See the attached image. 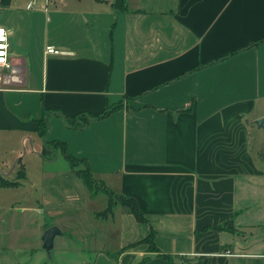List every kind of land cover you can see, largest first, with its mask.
Returning <instances> with one entry per match:
<instances>
[{
    "label": "crops",
    "instance_id": "obj_1",
    "mask_svg": "<svg viewBox=\"0 0 264 264\" xmlns=\"http://www.w3.org/2000/svg\"><path fill=\"white\" fill-rule=\"evenodd\" d=\"M114 2L0 0L12 63L0 72V171L15 178L22 158L13 187L30 182L7 203L0 193V264H39L46 223L64 231L61 259L76 238L87 245L76 264H264V0ZM120 102L82 128L52 114L50 138L135 199L143 222L122 205L101 215L108 193L63 156L44 159L33 123ZM152 231L159 251L141 243Z\"/></svg>",
    "mask_w": 264,
    "mask_h": 264
},
{
    "label": "trees",
    "instance_id": "obj_2",
    "mask_svg": "<svg viewBox=\"0 0 264 264\" xmlns=\"http://www.w3.org/2000/svg\"><path fill=\"white\" fill-rule=\"evenodd\" d=\"M113 5L117 11H120L124 10L123 7L124 5H126V2L125 0H115ZM122 106L123 102H120L114 105H107L106 109L100 114L94 115L87 113H79L73 117L63 115L62 112L55 110L54 113H46L43 117L39 119H33V123L35 131L39 134L44 143V147L41 152V155L44 159L49 160L52 158L54 159L59 155L63 156L69 162L75 174L82 179L83 183L91 191V193H96L99 190H105L108 193V207L101 213V215H110L111 213H113L116 206L122 205L126 207L128 211L132 213L138 221L143 222L147 221V218L139 208V205L135 199L123 195H116L115 193H113L109 188L105 186V184L101 180L95 178L93 172L90 170L89 163L85 158H78L76 155L69 153L67 150V144L64 141L50 138V117L52 114L62 115L68 126L82 128L86 127L91 120L104 118ZM17 165H19V167L17 169L15 178H9L7 175L0 171V187L18 186L26 178V169L22 158L19 159ZM50 226H52V223L45 224V228H48ZM154 236L155 232L152 231L146 238L141 241V243L149 244V249L152 251H159L154 243ZM162 258L168 260L171 259L169 256L166 255H162ZM140 264H145V261L141 262Z\"/></svg>",
    "mask_w": 264,
    "mask_h": 264
},
{
    "label": "rangeland",
    "instance_id": "obj_3",
    "mask_svg": "<svg viewBox=\"0 0 264 264\" xmlns=\"http://www.w3.org/2000/svg\"><path fill=\"white\" fill-rule=\"evenodd\" d=\"M38 146V143L37 141H30L29 144H28V150L33 152L34 148H37ZM52 165L51 167H53V164H50ZM55 166L58 168V169H62V170H67L68 169V162L63 158L61 157L60 160L55 164ZM30 182L27 181V185H28V188L27 187H22V188H9L6 189V188H2L0 190V193H2L4 195V201L2 202H8L9 200L12 199V196H10L7 191H12L13 193H17L18 191H21L22 193H26V191L30 188H29V184ZM51 187H55L57 188L56 186V183L54 185V183L51 184ZM10 189V190H9ZM18 189V190H17ZM100 197H106L107 198V195L104 194V193H100ZM1 205V204H0ZM42 238V236H41ZM36 243H34L35 245ZM40 244V248L42 249V258H38L37 262L40 264V263H43V264H76L77 263V260H74L72 259V256H88L90 257V254L89 253H86L84 251V247L87 246V245H84L83 241L81 238H76L75 242H72L70 243V246H69V250H65V254H66L68 257L67 259L66 258H63L61 259L60 258V255H59V252H58V249H53L52 251V257L50 258L47 253L44 251L43 247H42V243H39ZM69 245V244H67ZM86 248V247H85ZM82 252L86 253V254H83ZM36 262V261H35ZM80 262H82V259H80Z\"/></svg>",
    "mask_w": 264,
    "mask_h": 264
},
{
    "label": "built area",
    "instance_id": "obj_4",
    "mask_svg": "<svg viewBox=\"0 0 264 264\" xmlns=\"http://www.w3.org/2000/svg\"><path fill=\"white\" fill-rule=\"evenodd\" d=\"M0 30L3 32V39L0 40V72L3 70H9L12 67L10 61V37L9 31L6 27L0 25ZM49 53H58L53 46L48 47Z\"/></svg>",
    "mask_w": 264,
    "mask_h": 264
},
{
    "label": "water",
    "instance_id": "obj_5",
    "mask_svg": "<svg viewBox=\"0 0 264 264\" xmlns=\"http://www.w3.org/2000/svg\"><path fill=\"white\" fill-rule=\"evenodd\" d=\"M256 123L260 128L264 130V117L257 120ZM63 234H64V231L58 225L50 226L43 232L42 247L47 252L50 258L52 257V251L55 247L56 238L59 235H63Z\"/></svg>",
    "mask_w": 264,
    "mask_h": 264
},
{
    "label": "snow or ice",
    "instance_id": "obj_6",
    "mask_svg": "<svg viewBox=\"0 0 264 264\" xmlns=\"http://www.w3.org/2000/svg\"><path fill=\"white\" fill-rule=\"evenodd\" d=\"M4 37H3V32L2 30H0V40H2Z\"/></svg>",
    "mask_w": 264,
    "mask_h": 264
}]
</instances>
